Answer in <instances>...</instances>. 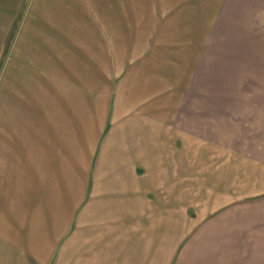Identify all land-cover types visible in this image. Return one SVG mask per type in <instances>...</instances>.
Returning a JSON list of instances; mask_svg holds the SVG:
<instances>
[{
  "label": "rangeland",
  "instance_id": "1",
  "mask_svg": "<svg viewBox=\"0 0 264 264\" xmlns=\"http://www.w3.org/2000/svg\"><path fill=\"white\" fill-rule=\"evenodd\" d=\"M164 95L181 129L211 137L191 147L231 151V174L234 150L254 151L262 172L264 0H0V216L82 200L116 108Z\"/></svg>",
  "mask_w": 264,
  "mask_h": 264
},
{
  "label": "crops",
  "instance_id": "2",
  "mask_svg": "<svg viewBox=\"0 0 264 264\" xmlns=\"http://www.w3.org/2000/svg\"><path fill=\"white\" fill-rule=\"evenodd\" d=\"M168 96L144 103L143 114L134 104L123 115L116 108L106 168L82 200L64 191L52 211L42 201L38 213L6 215L18 223L0 216V264H264V166L236 149L231 174V151L191 147L211 137L195 139L191 120L181 129L178 100ZM43 151L31 149L37 173ZM212 153L224 162L213 165Z\"/></svg>",
  "mask_w": 264,
  "mask_h": 264
}]
</instances>
